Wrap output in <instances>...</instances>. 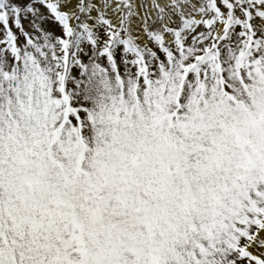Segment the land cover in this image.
Listing matches in <instances>:
<instances>
[{"label": "rangeland", "instance_id": "374dc122", "mask_svg": "<svg viewBox=\"0 0 264 264\" xmlns=\"http://www.w3.org/2000/svg\"><path fill=\"white\" fill-rule=\"evenodd\" d=\"M93 1L0 0V264H264V0Z\"/></svg>", "mask_w": 264, "mask_h": 264}, {"label": "bare ground", "instance_id": "6f19581e", "mask_svg": "<svg viewBox=\"0 0 264 264\" xmlns=\"http://www.w3.org/2000/svg\"><path fill=\"white\" fill-rule=\"evenodd\" d=\"M165 5H167L168 2H171L172 0H161ZM174 1V0H173ZM194 2V0H192ZM96 7V10L91 11L92 12V18L89 17L88 21L90 23H94L100 27L101 24L97 22V16L98 13L100 12H107L109 15V18L111 19V23H113V26L115 29L119 27V23L122 18V10H118L117 2L114 0H94L93 1ZM91 3V2H90ZM89 3V4H90ZM121 3V2H120ZM153 0H145V3H143L141 0H133L132 1V11L133 12V20H132V25H131V31L133 33V36L136 37L139 40H142L146 44L148 43V40L146 39L145 36V30L144 27L147 26L148 24L153 23L156 20V7L153 5ZM172 3V2H171ZM67 4V3H66ZM75 4L76 1L72 2L71 1L68 3V6L66 5V10L72 11L75 10ZM92 4V3H91ZM92 4V5H93ZM163 4V5H164ZM94 6V5H93ZM170 6V5H169ZM91 8V7H89ZM101 13L99 14V16ZM196 19L202 20V15L197 14ZM222 21L218 23L217 29H216V34L221 32L222 29ZM165 27H168L170 24V19L165 20L164 22ZM167 39H169V42L174 43L173 41V36L171 34H167L166 36Z\"/></svg>", "mask_w": 264, "mask_h": 264}]
</instances>
